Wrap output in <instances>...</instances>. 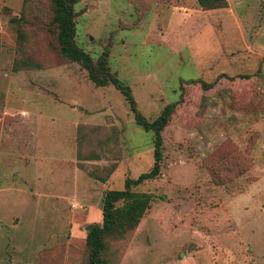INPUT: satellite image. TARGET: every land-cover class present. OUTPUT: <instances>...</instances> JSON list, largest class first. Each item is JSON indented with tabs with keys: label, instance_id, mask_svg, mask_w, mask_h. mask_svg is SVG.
Instances as JSON below:
<instances>
[{
	"label": "rangeland",
	"instance_id": "374dc122",
	"mask_svg": "<svg viewBox=\"0 0 264 264\" xmlns=\"http://www.w3.org/2000/svg\"><path fill=\"white\" fill-rule=\"evenodd\" d=\"M54 0H0V264H88L101 200L153 165L152 132L63 58ZM74 45L162 130L139 224L105 264H264V0H81ZM211 87L203 90L200 83ZM183 88V89H182ZM118 205H121L119 203Z\"/></svg>",
	"mask_w": 264,
	"mask_h": 264
},
{
	"label": "trees",
	"instance_id": "16d2710c",
	"mask_svg": "<svg viewBox=\"0 0 264 264\" xmlns=\"http://www.w3.org/2000/svg\"><path fill=\"white\" fill-rule=\"evenodd\" d=\"M25 1V0H24ZM81 0H54L53 22L58 28L57 42L63 58L78 63L87 72L88 79L96 87L112 86L124 97L129 110L132 112L135 124L145 132H152L153 165L147 172L136 179H125L123 190H108L101 200V224H91L86 228L85 245L88 250V264H105L101 258L105 250L104 239L119 231H128L135 228L146 211L150 208L153 196L133 192L146 181L155 180L160 174L162 163V130L167 125L177 103L167 104L153 121L145 119L137 109L136 101L130 87L110 72L107 65L106 51L97 62H93L88 54L79 50L73 43L75 22L73 6ZM198 5L205 9H218L226 4V0H196ZM205 91L210 89L204 82L200 83ZM183 89V88H182ZM121 203V205H118Z\"/></svg>",
	"mask_w": 264,
	"mask_h": 264
}]
</instances>
